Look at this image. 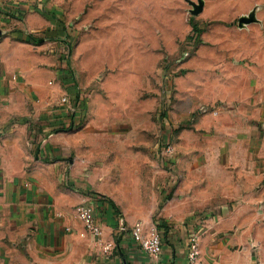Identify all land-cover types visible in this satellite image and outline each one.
Segmentation results:
<instances>
[{"label": "crops", "instance_id": "1", "mask_svg": "<svg viewBox=\"0 0 264 264\" xmlns=\"http://www.w3.org/2000/svg\"><path fill=\"white\" fill-rule=\"evenodd\" d=\"M4 1L0 264H189L188 236L194 225L200 229L199 264H264V80L234 75L243 82L236 88L240 100L223 113L227 121L219 149L197 158L171 157L165 163L170 196L175 194L177 201L175 197L171 207H165L162 223L181 226V232L169 229L162 234L160 254L148 255L135 245L130 228L141 221L148 230L143 219L151 218V210L138 207V219L128 207V202H138L134 196L113 202L100 198L94 172L84 164L90 162L87 147L96 150L100 143L83 132L88 113L77 100L83 99L82 93L77 90L69 104L59 102L66 85L64 55L52 54L50 42L36 40L34 29L44 23L27 3ZM225 1L232 5L226 16L264 17L260 0ZM138 192L127 182L116 191ZM179 201L187 206L180 209ZM81 203L91 205L102 240L112 244L110 253L92 237L79 236L82 225L75 208Z\"/></svg>", "mask_w": 264, "mask_h": 264}, {"label": "rangeland", "instance_id": "2", "mask_svg": "<svg viewBox=\"0 0 264 264\" xmlns=\"http://www.w3.org/2000/svg\"><path fill=\"white\" fill-rule=\"evenodd\" d=\"M7 1L27 3L44 23L34 29L36 40L64 55L60 96L83 95L77 99L88 113L83 132L100 143L87 147L84 164L100 198L134 196L138 202L128 207L138 219V207L151 210L143 219L148 229L180 233L181 226L162 223L165 207L177 201L165 163L222 146L223 113L239 102L236 88L243 84L234 75L264 80V17L226 16L232 5L225 0ZM125 182L139 192L116 193Z\"/></svg>", "mask_w": 264, "mask_h": 264}, {"label": "built area", "instance_id": "3", "mask_svg": "<svg viewBox=\"0 0 264 264\" xmlns=\"http://www.w3.org/2000/svg\"><path fill=\"white\" fill-rule=\"evenodd\" d=\"M72 79V74L70 75ZM77 93V92H76ZM75 95V94H74ZM83 96V95H82ZM61 104L70 103L69 95L59 98ZM167 151L170 148L167 147ZM75 217L81 222L82 229L79 236H90L96 240L105 253H110L112 244L102 240L103 230L93 217V209L88 203H81L75 208ZM131 236L135 245L144 253L157 256L162 251V235L155 229H148L141 221H136L130 228ZM199 231H193L188 236L187 260L189 264H199Z\"/></svg>", "mask_w": 264, "mask_h": 264}]
</instances>
